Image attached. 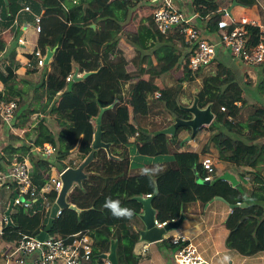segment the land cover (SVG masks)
<instances>
[{
  "label": "trees",
  "instance_id": "16d2710c",
  "mask_svg": "<svg viewBox=\"0 0 264 264\" xmlns=\"http://www.w3.org/2000/svg\"><path fill=\"white\" fill-rule=\"evenodd\" d=\"M232 1L190 0V11L196 14L198 24H204L207 32L218 36L221 32L215 21L219 16L228 18L226 9ZM236 2L245 7L255 5L259 23L264 27V0ZM141 4L146 3L136 0H0V55L6 52L4 67L0 68L3 84L0 100H16L13 124L21 126L24 121L19 122L18 117L37 111L31 106L32 91L40 86L42 90L36 101L45 99L41 108L43 116L35 123L33 138L18 145L7 144L0 154V170L14 155L17 160L27 157L34 185L39 188L47 180L51 166L62 170L74 158L78 165L92 153L84 167L86 177L66 195V201L74 207H63L50 229L51 234L64 236L88 232L93 245L86 264H105L100 254L108 252L112 242L116 243L118 264L138 263L140 256L134 246L140 238L142 204L136 196L141 193L152 194L151 205L157 210L158 221L176 219L190 203L204 204L214 196H221L228 204L246 202V206L233 208L225 220L229 231L225 246L244 256L264 251V103L250 101L245 94L246 89L253 92L252 88L264 92V60L257 65L245 64L251 68L249 75L244 71L246 76L240 73L238 77L220 58V48L218 56L191 71L188 66L190 42L178 27L162 33L154 25L153 7L148 8L149 14L141 18L135 31L121 28L129 23L133 10ZM26 5L32 11L33 25V14L39 15L35 48L43 55L47 48L55 49L49 63L41 66L38 76L36 63L24 74H17L16 46L7 51L5 48L10 39L17 42L22 29L12 25L13 18ZM138 14L139 11L135 13ZM245 28L249 44H256L259 26L246 24ZM126 49L134 51L130 60L125 57ZM187 50V57L180 65L184 74L182 80L186 81L184 86H180L182 80L176 79V74L167 68L162 72L153 68L155 63L169 61L176 52ZM230 56L238 59L232 52ZM75 70L79 74L89 73L74 79ZM146 73L150 83L154 76L161 77L162 87L151 85L152 89L162 88L159 94L149 88L144 92L150 93L147 97L141 95L140 83ZM69 74L70 80H67ZM167 75L172 83H177L178 91L170 105L162 97L164 93L175 92L164 80ZM194 97L199 107L210 104L214 113L206 127L208 138L200 153L251 173L253 184L250 188L233 184L219 175L202 181L207 172L200 162H197V170L182 172L173 154L186 142L182 143L179 134L189 130L188 126L177 127L173 135L156 133L172 122H164L162 117L166 115L187 118L179 105H188ZM103 107L106 108L102 113L101 137L110 143L112 156H107L103 148L91 146L95 119ZM45 115L56 121L57 132L46 124ZM11 137L22 140L13 132ZM44 143L54 147L51 154L34 149ZM71 154L74 158L69 157ZM155 156H165L168 160L167 165L153 175L157 192L152 178L144 173V163ZM17 195L15 185L0 186V218L10 199ZM107 198L119 200L122 207L133 210V216L114 217L103 207ZM9 215L11 223L3 225L4 237L8 240L21 234L38 233L47 220L42 210L30 212L19 204L12 206ZM160 242L173 250L187 244L185 240L171 243L162 239Z\"/></svg>",
  "mask_w": 264,
  "mask_h": 264
},
{
  "label": "built area",
  "instance_id": "2783aa9c",
  "mask_svg": "<svg viewBox=\"0 0 264 264\" xmlns=\"http://www.w3.org/2000/svg\"><path fill=\"white\" fill-rule=\"evenodd\" d=\"M136 1L138 3L151 2L153 4L151 16L154 25L162 33H166L172 28H179V32L190 42L188 48V66L191 71L211 61L217 55L220 48H229L235 57L244 61L249 66L260 64L264 60V27L257 19L244 18L242 15L237 20L231 12L227 13L228 18L219 16L215 23L221 34L216 38L209 39L204 37L199 30L196 14L181 10L173 3V0ZM23 10L32 13L27 5L24 6ZM33 15L35 19L33 29L38 33L40 29L38 25L39 15ZM246 24L259 26V41L256 44H249L245 28ZM12 25L20 26L22 34L25 32V28L19 25L17 15L13 18ZM22 34L17 38V49L24 43ZM30 53L36 57V65L41 67L44 64V55L36 48L31 50ZM247 70L249 72L251 68L249 67ZM70 76L71 74L66 79L70 80ZM16 107L17 103L14 99L8 101L0 100V126H5L10 131H13L15 127H20L13 124ZM223 108L221 107V109ZM34 149L43 154H51L54 147L50 143H44L42 146H36ZM200 163L207 172L202 181H210L215 172L212 158L207 156L201 159ZM71 164L67 163L65 168L77 165L76 161H71ZM65 168L58 171L54 166H51L47 180L41 187L37 188L32 179L29 159L27 157H24L22 160L14 158L0 170V186L3 184L6 186H9V184L15 185L16 189H18V195L13 198V205L19 204L30 212H35L36 209L42 210L47 218L51 205L57 199L62 188L61 173ZM252 180L253 176L251 173L243 175L245 183L250 184L253 182ZM52 193H55L54 197H52ZM149 195L147 194V196ZM61 209H58L56 217L61 212ZM166 222V220L158 221L156 217L154 218V224L158 227L163 226ZM5 223L8 224L7 217L5 214H2L0 218L1 264H86L90 260L93 238L88 232H76L68 236L49 233L48 237L44 240L39 239L37 233L21 234L15 239L8 240L4 237L3 225ZM167 239L171 243H178L184 241L185 237L183 235H173L168 236ZM172 259L173 264L206 263L202 254L192 244H185L175 249L172 253ZM103 261L105 264H110L107 259H103Z\"/></svg>",
  "mask_w": 264,
  "mask_h": 264
},
{
  "label": "crops",
  "instance_id": "0c3cea01",
  "mask_svg": "<svg viewBox=\"0 0 264 264\" xmlns=\"http://www.w3.org/2000/svg\"><path fill=\"white\" fill-rule=\"evenodd\" d=\"M189 2L190 0H173V3L181 10L189 9L187 8L189 6ZM237 6H239L237 8L240 14L243 8L244 9L248 8L251 9V12L242 13V15H247V17L249 18L259 20L255 5L251 7H245L241 5H237ZM144 8H147V10H145ZM148 8H150V6H147L145 4L139 5L136 9L133 10L131 17L129 19V23L121 26V28L135 31L137 29V26L141 18L147 15V11H149ZM137 11H139V14L136 16L135 13H137ZM232 12H233V8L231 10V13ZM17 19L19 25H22L25 28V32L22 34L21 31L20 33L24 38V43L20 45L18 49L16 48V55H17L16 60L18 63L16 70L18 69L19 71L18 74H21L24 73V71H26L27 68L34 66L36 63L35 56H32L30 52L35 48L37 33L33 29V23L31 22L32 18L30 12L25 10L19 12L17 14ZM198 26L201 29V33L204 37H207L209 39L217 37L215 33L207 32L205 30L204 24L199 23ZM122 41L125 43L123 38ZM13 46H16V40L10 39V41L6 44L5 47L6 51L11 49ZM127 46L130 47L129 44H127ZM20 47H24V49L21 50ZM5 55L6 52H2L0 55V60L3 61V64L5 63L4 62ZM218 55L219 53H217V56ZM220 58H222L223 60H231L232 63L236 61L233 60L231 56L229 58V56L228 57L222 56V54ZM163 63L167 64V60L160 61L158 63L159 66H157L158 65L157 63H155L153 65V68L158 71H162L161 68L163 66ZM240 67L241 69L243 68V71H245L247 75H249V73L247 72L248 70L245 69L244 65ZM169 71L171 72V70ZM173 74L177 75V72L174 71ZM143 77L144 78H142L141 81H146V83L149 85H152V83L156 84L154 79L151 81L152 83H150L148 82L149 77L148 78H146V76ZM2 88H3V84L0 81V91L2 90ZM169 88H173V85H170ZM158 90H162V88ZM162 97L164 98V96ZM171 123H173V120ZM0 127L4 129V131L0 135V154H2L3 148L7 144L13 143V145H18L21 143V141L20 139H13L9 135L11 131H7L6 127L5 128L3 126ZM187 135L188 133L183 130V132L179 134V137L183 139ZM207 138L208 135L206 134V128L201 127L199 133L193 136L191 140L182 142V143L185 142L183 146H181L178 149V152L173 154L179 169L182 172H189V171H193L194 169L197 170V162H200L201 159L208 156L212 158L213 166L215 170L214 172L215 176L217 175L223 176L226 174L227 175L231 174L233 176V179H235L236 184L244 185L247 188H250L253 182L247 184L243 181V175L247 171H244L242 168L236 167L235 164L220 161L214 156H209L200 153L201 148L205 143V141L207 140ZM134 154H136V152L132 153L131 156L133 157ZM72 161H76V159L74 158ZM167 161L168 160L166 159L165 156H159V158L157 156L150 157L149 162L144 163V168L149 170H154L158 167L159 169H162L164 166L167 165L168 163ZM150 177L152 179L153 178L156 179V177L153 175H150ZM147 194L148 193H141L142 196H147ZM231 210L232 209H230L229 204L225 200L216 199L214 197L204 204L200 203L199 201L192 202L188 205L187 209L183 211L184 218L181 224L178 226V228L171 229L165 232L163 234V239L168 240L167 239L168 236L183 235L185 237V241L187 242V244H192L196 246L197 250L202 254L203 258L205 259L206 261L205 264H264V251L258 252L251 256H244L239 254L237 251L233 249H229L225 246V238L229 232L228 229L225 227V220L228 217ZM141 212H142V206L140 208V214ZM155 212L157 215V210H155ZM142 222L139 223V225H141L140 226L141 231L145 230V224L144 222L143 223ZM134 250L140 256L137 264H173L172 253L174 250L172 248L165 246L163 243L160 242V240L155 242H148L142 239L140 235L139 240L136 242L134 246ZM0 264H1V260H0Z\"/></svg>",
  "mask_w": 264,
  "mask_h": 264
},
{
  "label": "water",
  "instance_id": "95a60500",
  "mask_svg": "<svg viewBox=\"0 0 264 264\" xmlns=\"http://www.w3.org/2000/svg\"><path fill=\"white\" fill-rule=\"evenodd\" d=\"M237 5L236 0H233L230 6L226 9L227 13L231 12V9L233 6ZM93 25V24H92ZM94 26V25H93ZM54 48L50 49L47 48L46 53L43 57L44 64L49 63L51 60L52 54L54 52ZM89 72H83L82 74H78V72L75 70L72 74V77L74 79H79L82 76H85ZM116 101V100H114ZM112 104H110L107 107H110ZM106 107L101 108L98 116L95 119L96 125L95 130L93 133V138L91 142V146L94 149L97 148H103L107 156H112L110 151V143L104 142L102 140V127H101V121H102V113ZM181 109L185 112H188L189 116L187 118L174 116L173 117V123L170 125L159 129L156 131V133H164L173 135L176 132L177 127L179 126H188L189 131L191 133H195L199 128L201 127H207L211 121L214 118V113L211 109V105L208 104L205 107H199L197 104V97H194L192 102L189 105H183L181 106ZM192 138L191 135L185 136V138L182 139L183 141H188ZM92 158V153H89L77 166H68L65 168L61 173V179L63 182L62 188L57 196V199L52 203L49 215L47 217L45 226L43 230L39 231L37 233V237L41 240H44L48 237V234L50 233V229L53 225V221L56 218V214L58 209L63 207H74L72 204H69L66 201V195L69 192V190L76 184H79L82 179L86 177V174L84 173V167L88 164V162ZM150 176V175H149ZM223 179H228L230 182L235 183V179H233V176L231 174H226L221 176ZM155 185V192L158 191L156 179H152ZM216 199L224 200L221 196H214ZM136 199H138L142 204V212L140 214L141 219L143 220L145 224V230L140 232V235L142 239L148 241V242H155L163 239V234L171 229L178 228V226L183 221V212L180 213L179 217L176 219L168 220L163 226L158 227L154 224V218L156 215V212L154 208L151 206V199L152 194L149 196H136ZM246 202H240L235 204H229L230 209H233L235 207H241L246 206ZM13 206V199H10L8 203V207L5 211V215L7 217L8 223H11L10 220V209ZM116 243L112 242L109 248L108 252L101 253L100 257L102 259H107L110 264H118L117 257H116Z\"/></svg>",
  "mask_w": 264,
  "mask_h": 264
},
{
  "label": "rangeland",
  "instance_id": "374dc122",
  "mask_svg": "<svg viewBox=\"0 0 264 264\" xmlns=\"http://www.w3.org/2000/svg\"><path fill=\"white\" fill-rule=\"evenodd\" d=\"M146 4L145 5H147V6H150V7H152L153 6V4L151 3V2H145ZM187 5H188V3H187ZM237 7H239V6H237V5H235V6H233V12H232V14L234 15V18L235 19H237V20H239L240 18H241V15H242V13H250L251 12V9H242V12H241V14L239 13V11H238V8ZM187 8H189V9H183V11H187V12H191L190 11V2H189V6L187 7ZM147 14H149V12H147ZM1 10H0V17H1ZM245 18H247V16L245 17ZM1 22V21H0ZM201 31V30H200ZM121 40H122V38H121ZM20 49L22 50V49H24V47H20ZM225 49V48H224ZM186 50V49H185ZM230 49L229 48H226V50H221L220 51V53L222 54V56H229V58H230ZM133 53H134V51H132V50H129L128 51V49H126V51H125V57L127 58V59H129L130 60V58H131V56H133ZM188 53V50L187 51H185V52H182L181 51V53H180V51L179 52H176L175 54H173L172 56H168L169 58H171L169 61H167V64H164L163 63V66H162V68H161V70H163L164 68H167V70L169 71V70H171V73H174V71H177L178 73H180L181 72V74L180 75H176L175 77H176V79H183L184 78V74H183V69H182V66H180L182 63H184V60L183 59H186V57H187V54ZM23 55V54H22ZM185 55V56H184ZM17 56V55H16ZM19 57V56H18ZM20 58V57H19ZM236 59V58H235ZM164 61V60H163ZM227 64H228V66L234 71V72H236V74H237V76L239 77V75H240V73H243V75H245L244 74V71H243V68L241 69V67L240 66H243V65H245V63H244V61H242V60H240V59H236V61H234L233 63L231 62V60H224ZM158 64V63H157ZM157 66H159V64L157 65ZM4 67V64H3V61L2 60H0V68H3ZM38 68H37V73H36V76H38V74L40 73V69H41V67L40 66H37ZM128 68H131V65H128ZM249 67L248 66H245V69H248ZM173 70V71H172ZM16 72H17V74H18V69L16 70ZM162 72V71H161ZM170 72V71H169ZM24 73H25V71H24ZM24 73H21V74H24ZM30 75H33V73L32 74H30ZM35 76V77H36ZM143 76H146V78H148V76L149 75H147V73L146 74H144ZM142 76V78H144ZM183 76V77H182ZM246 76V75H245ZM34 78V77H33ZM152 79H154V81H155V83L159 86V87H161L162 86V83H161V77H159V76H154ZM165 82H168L169 83V85H173V87L175 88V92L174 93H172V94H165L164 93V97H165V100L167 101V104L168 105H170V100L171 99H173V98H175V96L177 95V93H178V91H177V86H176V84L175 83H172L171 81H170V79H169V76L167 75V76H165ZM185 83H186V81L185 80H182V82H181V87L182 86H184L185 85ZM149 85V84H147L146 83V81H141V83H140V87H141V95L142 94H145V96L147 97V94H150V93H144V92H146L149 88H150V90L152 91V90H155L154 92L155 93H158L159 94V91H158V89H152L151 88V85H149L150 87H146V85ZM127 86V89H128V85H126ZM41 87L40 86H38L36 89H34L33 91H32V95H33V99L31 100V102H32V104H31V106L33 107V108H35L37 111H33V112H31L30 113V115L29 116H20V117H18L17 118V120H20L19 122H22V121H24V123H22V125L20 126V127H15V129L12 131L11 130V132L10 133H12L13 132V134L14 133H16L18 136H20L21 137V143L22 142H24V141H26V140H29L30 141V139H31V137L33 138V136H34V132H33V129H34V126H35V123H36V121L40 118V117H42L43 116V114H42V106L45 104L44 103V101H45V99L44 98H41L38 102L36 101V98H37V94H40L41 93ZM251 90V89H250ZM252 90H253V92H254V94H253V92H251V91H249L248 92V90L246 89L245 90V94L247 95V97L248 98H251V100L250 101H253V100H259V102L260 103H264V92L263 93H261V92H259L257 89H253L252 88ZM125 92H126V89H125ZM153 92V91H152ZM154 93V94H155ZM248 93H249V95H248ZM255 93H256V95H255ZM145 97V98H146ZM192 102V101H191ZM191 102H189V104L191 103ZM188 104V105H189ZM180 107V109H181V106H183L182 104H180L179 105ZM182 110V109H181ZM183 114L185 113V111L184 110H182L181 111ZM175 115H173V117H174ZM185 117L186 116H189V114H188V112H186V114L184 115ZM163 119H164V122H171L172 120L171 119H173L172 118V116H168V115H166V116H164V117H162ZM45 122H46V124L53 130V131H58L59 130V127L57 126V123H56V121L52 118V116H48V115H45ZM4 128H5V126H4ZM206 128V127H205ZM4 131V129L3 128H1L0 127V135L2 134V132ZM185 132H187L188 133V135H191L192 137L193 136H195L197 133H199V131H200V128L195 132V133H191L188 129H186V130H184ZM181 132H183V130L181 131ZM180 132V133H181ZM29 134V136H26L25 134ZM206 134L208 135V131H207V129H206ZM10 136H11V134H9ZM26 139V140H25ZM191 140V139H190ZM189 141V140H188ZM5 155H7V154H5ZM15 156L16 155H14L13 156V158L11 159V161L15 158ZM69 157H73L74 158V154H71ZM158 158H159V156H157ZM15 159H17V158H15ZM73 160V159H72ZM71 160V161H72ZM71 161H69V162H67L68 164H70V165H72L71 164ZM10 163V162H9Z\"/></svg>",
  "mask_w": 264,
  "mask_h": 264
},
{
  "label": "clouds",
  "instance_id": "9594fccd",
  "mask_svg": "<svg viewBox=\"0 0 264 264\" xmlns=\"http://www.w3.org/2000/svg\"><path fill=\"white\" fill-rule=\"evenodd\" d=\"M159 170L160 169L158 167L154 170L145 169L144 173L148 175H154ZM103 207L108 209L111 212V214L116 218H131L134 214L133 210L126 207H122L121 202L119 200H113L111 198L106 199Z\"/></svg>",
  "mask_w": 264,
  "mask_h": 264
}]
</instances>
